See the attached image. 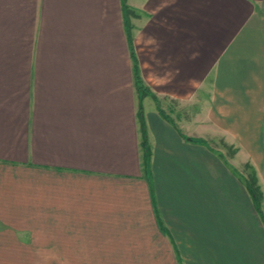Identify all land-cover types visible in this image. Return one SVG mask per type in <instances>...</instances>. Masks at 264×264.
Wrapping results in <instances>:
<instances>
[{"label":"crops","instance_id":"obj_1","mask_svg":"<svg viewBox=\"0 0 264 264\" xmlns=\"http://www.w3.org/2000/svg\"><path fill=\"white\" fill-rule=\"evenodd\" d=\"M0 264H264V0H0Z\"/></svg>","mask_w":264,"mask_h":264},{"label":"trees","instance_id":"obj_2","mask_svg":"<svg viewBox=\"0 0 264 264\" xmlns=\"http://www.w3.org/2000/svg\"><path fill=\"white\" fill-rule=\"evenodd\" d=\"M123 11L127 16V28H128V43H129V58L131 62V68L133 72V81H134V87L139 95V105H138V111H137V117L139 119L140 125H141V132H142V148L144 152V160L145 164L148 165L151 157V150L149 147L148 143V137H147V129H146V123H145V116H144V109H143V104H142V99L146 96L152 97L155 102L157 103L159 107V99L157 96L149 89V87L146 85L144 82L142 76L140 75V66H139V61L137 59L136 51H135V45H134V39L132 36V26L130 23V16L128 15L131 12L130 7H128L124 2H123ZM159 111L167 116L163 110L160 109ZM250 191L253 194V197L256 200L257 204V209L259 210L258 207V196L255 191L251 189V186L249 184Z\"/></svg>","mask_w":264,"mask_h":264},{"label":"rangeland","instance_id":"obj_3","mask_svg":"<svg viewBox=\"0 0 264 264\" xmlns=\"http://www.w3.org/2000/svg\"><path fill=\"white\" fill-rule=\"evenodd\" d=\"M128 15L130 16V23H132L133 16L135 15V13L131 10V12ZM130 67H131V64L129 62L128 68L130 69ZM145 105H146L147 109H151V108H153L154 102L152 101V99L148 98L145 101ZM166 111H167V109H166ZM218 144L225 148V146H223L221 142H218ZM241 170L243 171V173H245V175H246L245 179L247 182H249L251 189L257 193V196L259 198V190L257 187V174H256V172L253 171V166H251L250 164H247Z\"/></svg>","mask_w":264,"mask_h":264}]
</instances>
